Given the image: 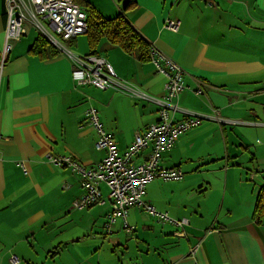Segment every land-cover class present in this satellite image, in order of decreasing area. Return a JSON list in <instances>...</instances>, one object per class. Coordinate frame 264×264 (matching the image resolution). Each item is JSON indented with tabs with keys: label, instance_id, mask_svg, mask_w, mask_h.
I'll list each match as a JSON object with an SVG mask.
<instances>
[{
	"label": "crops",
	"instance_id": "crops-1",
	"mask_svg": "<svg viewBox=\"0 0 264 264\" xmlns=\"http://www.w3.org/2000/svg\"><path fill=\"white\" fill-rule=\"evenodd\" d=\"M76 2L106 19L123 15L185 71L178 106L205 119L162 156L161 167L181 169L184 179L153 181L144 202L175 221L188 220L186 236L140 207L129 209L133 232L121 220L109 229L108 188L101 186L103 204L78 210L74 202L85 194L80 176L47 161L50 153L70 156L90 169L105 159L85 119L90 107L126 153L137 134L159 121L166 77L152 61L103 38L96 55L132 91L103 93L95 102L93 86L73 79L74 58L94 52L87 35L50 59L30 52L39 35H27L11 42L3 60L7 13L0 0V264H14V257L35 264L53 251L54 264L66 253L68 264H264V215L260 221L255 215L264 188V0ZM169 20L180 23L178 31L165 27ZM198 83L201 96L194 92ZM79 216L88 223L70 236ZM91 239L101 246H72Z\"/></svg>",
	"mask_w": 264,
	"mask_h": 264
},
{
	"label": "built area",
	"instance_id": "built-area-1",
	"mask_svg": "<svg viewBox=\"0 0 264 264\" xmlns=\"http://www.w3.org/2000/svg\"><path fill=\"white\" fill-rule=\"evenodd\" d=\"M7 27L5 31L6 45L3 60L12 50L11 42L19 41L28 35V25L35 28L39 35L46 38L55 48L62 49L59 40L69 42L79 36L86 35L89 30L88 11L75 0H5ZM165 27L178 31L179 22L168 21ZM54 34H52L50 31ZM60 47V48H59ZM151 61L166 79V95L159 102L161 109L159 121L148 126L143 134H137L131 147L121 155L114 137L106 132L99 118L97 108L90 107L85 113L86 121L95 128L98 140L95 148L105 151V159L93 168L87 169L70 156L47 155V161L55 166L68 167L81 178L85 194L74 202L78 210H85L103 204L102 185L108 190V199L112 204L109 214V229L121 220L128 233L133 232L127 219L129 209L140 207L149 214L165 222L179 227L177 236L185 237L184 227L188 220L175 221L168 214L157 212L144 202L147 186L155 180L179 182L184 179L181 169L165 170L161 167L162 156L173 149L177 140L192 129L201 125L205 119L201 116H190L178 106L180 95L186 90L185 71L173 59L162 55L151 47ZM73 79L78 86H93L102 91H132L126 82L117 77L112 66L102 57L87 55L74 58ZM197 96L203 91L197 84ZM183 113L185 119L177 120L176 114ZM147 152V153H145ZM145 153L143 160L136 159ZM110 234V230L108 231ZM14 264L19 259H12Z\"/></svg>",
	"mask_w": 264,
	"mask_h": 264
},
{
	"label": "trees",
	"instance_id": "trees-1",
	"mask_svg": "<svg viewBox=\"0 0 264 264\" xmlns=\"http://www.w3.org/2000/svg\"><path fill=\"white\" fill-rule=\"evenodd\" d=\"M131 2H133V0H131ZM86 10L88 11L89 23V30L86 35L88 36L89 46L94 51L90 55H96L95 50L98 43L103 38H107L111 44L118 46L128 55L135 56L141 62H151V46H149L143 36L123 15H118L114 19H106L93 13L88 8ZM30 52L40 56L42 59L54 58L60 53V51L42 35L37 37ZM256 207L255 215L260 221L264 215V188L261 189L258 195Z\"/></svg>",
	"mask_w": 264,
	"mask_h": 264
},
{
	"label": "rangeland",
	"instance_id": "rangeland-1",
	"mask_svg": "<svg viewBox=\"0 0 264 264\" xmlns=\"http://www.w3.org/2000/svg\"><path fill=\"white\" fill-rule=\"evenodd\" d=\"M28 25V35L31 37V38H35L36 36H37V34L39 35V32L35 29V28H33V26L32 25H30V24H27ZM50 31V30H49ZM52 34H54L52 31H50ZM58 40H59V42H60V44H61V46H64V48H66L67 50L68 49H70L71 48V43H66V42H62L61 40H60V38H58V37H56ZM60 48V47H59ZM74 49H76V48H74ZM73 49V50H74ZM93 91H95V93H97V95L96 96H93V100L95 101V102H97V103H100V102H102L101 101V98H100V95L101 94H103V93H107L108 94V96H111V94L112 93H114L113 92V90H109V91H107V92H101L100 90H98V89H95L94 87H93V89H92ZM116 92H118V91H116ZM115 94H117V93H115ZM91 100H92V98H91ZM93 104V103H92ZM99 118H102V115L100 116V113H99ZM100 121H101V119H100ZM105 129V128H104ZM156 181V180H155ZM154 181V182H155ZM151 184V183H150ZM149 184V185H150ZM148 185V186H149ZM147 186V187H148ZM146 192H148V188H147V191ZM76 223V229H74L71 233H70V236L72 235V236H74V237H78L81 233H82V228H83V226L85 225V224H87L88 222H87V219H83V218H81V216H79V218L77 219V221L75 222ZM78 226H80V228L78 227ZM76 230V231H75ZM75 231V232H74ZM74 233V234H73ZM72 246H101L100 244H99V242L98 241H93L92 239H91V241H83L82 243H76V244H73ZM56 251H53L52 253H48L47 254V256H45V257H41V261L42 262H34L35 264H54V261H53V257H55V253ZM68 256H67V253L66 254H64V256H63V259L61 258V261L58 263V264H68L67 263V260H68ZM55 264H56V262H55Z\"/></svg>",
	"mask_w": 264,
	"mask_h": 264
}]
</instances>
